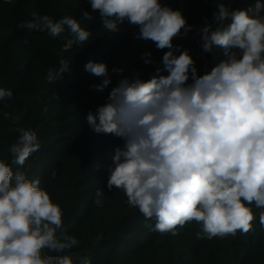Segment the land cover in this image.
Here are the masks:
<instances>
[{"label": "clouds", "instance_id": "obj_1", "mask_svg": "<svg viewBox=\"0 0 264 264\" xmlns=\"http://www.w3.org/2000/svg\"><path fill=\"white\" fill-rule=\"evenodd\" d=\"M88 2L107 31L116 32L128 21L139 28L138 38L167 49L162 68L157 67L150 79H141L139 72L121 78L107 102L87 114L95 133L123 140L114 150L108 190L123 191L127 203L146 219H154L151 230L161 234L177 236L191 222L201 225L198 238L248 233L254 220L250 205L264 208V3L256 0L252 7L235 10L219 5L216 29L206 24L200 38L204 52L220 47L224 59L199 75L188 50L175 54L173 39L191 31L182 10L160 0ZM82 15L93 19L88 11ZM18 28L47 32L53 38L67 28L71 38L64 52L85 44L91 35L71 16L53 21L33 13V19ZM144 57L146 64L152 62L151 53ZM59 65L49 70V82L72 71L66 59ZM85 71L104 77L91 86L97 91L111 83L104 62L89 61ZM12 95L0 87V100ZM10 116L5 113V118ZM16 131L18 139L9 148L11 164L23 166L40 144L34 130ZM11 164L0 159V264H73L70 255H60L79 244L75 236H56L63 227L61 207L39 178L14 172ZM55 175L53 171L52 178ZM96 197V205L102 206L104 191L98 189ZM259 220L264 227V211ZM82 264L91 261L84 259Z\"/></svg>", "mask_w": 264, "mask_h": 264}, {"label": "trees", "instance_id": "obj_2", "mask_svg": "<svg viewBox=\"0 0 264 264\" xmlns=\"http://www.w3.org/2000/svg\"><path fill=\"white\" fill-rule=\"evenodd\" d=\"M160 2L182 10L191 31H182L173 39L174 48L178 46L175 54L188 50L197 73L203 75L224 55L216 46L211 52L202 50L201 28L211 24L216 29L220 4L230 10L247 9L256 0ZM83 11L93 19H85ZM33 13L47 15L53 21L71 16L91 32L89 40L64 52L62 48L71 38L67 28L55 38L47 32L18 28L31 21ZM118 27L116 32L104 29L99 12L91 9L88 0H0V87L13 93L11 99L0 100V159L11 164L9 148L18 139L17 128L36 132L39 150L23 166L11 167L14 172H26L30 179L39 178L41 187L61 207L63 227L56 236L68 234L78 239L77 246L60 253L70 255L73 264H82L84 259L91 264H264V227L259 220L264 208L250 205L254 220L246 234L238 231L224 238H198L201 225L191 222L179 230V235L172 236L151 230L155 220L146 219L130 206L123 191L115 187L108 190L114 150L123 145V140L95 133L87 123V114L107 102L121 78H132L139 72L141 79H150L157 67L162 68V56L167 51L157 49L151 40L138 38L139 28L128 21ZM145 53H151L150 64L144 62ZM62 58L72 71L49 82V70L58 69ZM89 61L107 64L111 83L103 91L91 87L102 83L104 77L85 71ZM5 113L11 116L5 118ZM17 116L19 120L14 122ZM53 171L55 178L51 176ZM98 189L104 191L102 206L95 203Z\"/></svg>", "mask_w": 264, "mask_h": 264}, {"label": "built area", "instance_id": "obj_3", "mask_svg": "<svg viewBox=\"0 0 264 264\" xmlns=\"http://www.w3.org/2000/svg\"><path fill=\"white\" fill-rule=\"evenodd\" d=\"M261 3H264V0H261ZM250 7H252V6H250Z\"/></svg>", "mask_w": 264, "mask_h": 264}]
</instances>
